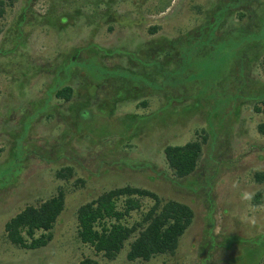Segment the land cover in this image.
Returning <instances> with one entry per match:
<instances>
[{"label": "rangeland", "instance_id": "374dc122", "mask_svg": "<svg viewBox=\"0 0 264 264\" xmlns=\"http://www.w3.org/2000/svg\"><path fill=\"white\" fill-rule=\"evenodd\" d=\"M0 2V264H264V208L252 204L261 188L253 176L264 171V112H256L264 111V0H122L111 13L97 0ZM202 25L203 54L179 65L178 55L160 53ZM178 65L199 81L174 86ZM98 69L132 70L149 84ZM64 86L74 90L70 102L56 97ZM203 131L196 172L176 178L166 147ZM125 186L194 210L174 255L130 262V241L108 260L81 243L78 210ZM59 191L66 205L52 242L36 251L12 245L6 223Z\"/></svg>", "mask_w": 264, "mask_h": 264}, {"label": "trees", "instance_id": "16d2710c", "mask_svg": "<svg viewBox=\"0 0 264 264\" xmlns=\"http://www.w3.org/2000/svg\"><path fill=\"white\" fill-rule=\"evenodd\" d=\"M99 8L111 13L114 7L122 0H97ZM15 0H11L12 5ZM171 2V1H170ZM2 9L0 16H3L5 2H0ZM169 7L166 5L159 10L165 12ZM113 29L110 28V31ZM159 26L150 28L151 35L160 32ZM209 35H212L209 33ZM206 32L204 25L195 31L186 34L176 43H170L161 48L160 53H165L167 58L178 55L179 65L182 63V56L204 53V39ZM160 54V55H161ZM159 56V50L157 51ZM128 58L134 64H146L139 53H127ZM141 61V62H140ZM264 69V57L262 59ZM148 64V63H147ZM167 64V62H166ZM158 69L169 77L167 67L157 63ZM179 67L176 83L173 85H184L198 79H192L191 74L196 72L188 68ZM194 68V67H192ZM117 69V68H116ZM103 76L123 77L126 80L138 81L141 84H149L143 75L132 70L109 71L98 69ZM187 74L183 79L181 76ZM199 81V80H198ZM152 86V85H151ZM73 88L64 86L56 92L60 100L70 102L73 97ZM262 113L261 109L256 110ZM258 133L264 137V123L257 127ZM205 134V132L203 131ZM208 143V136L202 139L190 141L183 146H168L165 149V158L170 170L178 179H186L193 175L202 159L204 146ZM70 172L71 170L68 169ZM60 177H66L59 174ZM253 181L261 188L253 195L252 204L255 207L264 208V171H258L253 176ZM149 200L153 204L150 208H144V201ZM66 205V195L59 191L57 196L43 201L39 206H28L5 225L7 240L14 246L36 251L47 247L53 240V230L63 214ZM134 212L141 213V221L130 225L128 219ZM78 238L82 244L90 246L98 255H103L108 260H114L123 251L126 244L130 242L127 258L130 262L144 261L163 255H174L179 248L181 239L193 225L195 220L194 210L187 204L178 201H164L159 195L149 190L125 186L110 190L102 194L98 199L93 200L78 210ZM80 264H99L92 259H85Z\"/></svg>", "mask_w": 264, "mask_h": 264}]
</instances>
